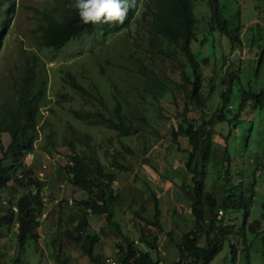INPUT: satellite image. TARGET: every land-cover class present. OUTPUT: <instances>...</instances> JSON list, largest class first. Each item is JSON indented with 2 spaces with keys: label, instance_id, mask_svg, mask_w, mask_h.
Returning a JSON list of instances; mask_svg holds the SVG:
<instances>
[{
  "label": "trees",
  "instance_id": "1",
  "mask_svg": "<svg viewBox=\"0 0 264 264\" xmlns=\"http://www.w3.org/2000/svg\"><path fill=\"white\" fill-rule=\"evenodd\" d=\"M45 1L47 3L41 7L27 5L34 11L35 24L31 33L38 48L59 49L70 40H79L89 34L102 41L116 33L128 37L133 48L120 46L116 59L111 61L102 56L106 54V46H99L95 58L89 59L101 77L97 81L79 80L68 65L52 68L48 80L43 68L38 66L35 52L26 53L20 62L17 77L0 103V132H6L9 137L5 145L0 144V187L6 189V193L0 195V200L6 202L0 213V227L15 224L16 250L9 264H25L21 253L27 240L36 242V227L42 213L43 217L54 216L56 228L49 240L53 258L60 264L66 262V256L61 253L59 234L62 233L66 241L78 245L90 264H104L105 255L94 249L99 233L113 238L116 264H129L135 252V264L154 263L151 253L157 250L158 233L163 230L158 197L154 190H149L152 202L149 217L144 214L146 206L142 202L132 211L133 237L114 218L112 207L119 201V194H114L111 182L116 177V169L133 170L127 156L135 152L130 143L124 141L125 137L151 131L145 114L146 96L152 93L160 97L172 93L173 89L182 98V105L177 112L175 127L169 130L170 138L176 146L178 136L186 138L188 143L181 149L185 154L183 166L188 182L179 184L176 197L188 199L192 225L182 230L173 242L176 255L166 264H180L182 258H188V264H207L221 247V238L226 232L225 210L240 205L245 220L254 194L253 182L248 186L247 193L241 188L240 181L232 182V159L227 138L239 120L240 110L249 100L261 105L264 86L253 89L240 85L233 108L234 86L240 80L237 71L227 68L216 78V106L208 114H203L212 90L213 76L205 95L201 91V64H205L207 58L205 55L199 57L191 48V42H205V33L216 31L227 39L229 51L233 50L240 43L242 18L246 15L240 8L243 0H135L124 23L112 25H85L77 12L68 6L69 0ZM253 5L256 8L258 3ZM196 8L201 13L200 17H197ZM12 10L13 0H0V35ZM204 20L206 28L199 31ZM137 33L140 34L138 39L135 38ZM255 38L252 34L250 45L254 44ZM139 40L146 44L140 47V52L136 48ZM255 48L258 66L264 47L256 42ZM104 64L130 72L133 77L130 88H122L116 74L106 71ZM59 80L68 90L58 91L55 103L62 104L67 100L71 104L61 110L60 119L50 121L48 117H41L40 102L47 83L53 87ZM172 101H176L174 95ZM190 108L198 109L201 116L195 118L189 115ZM49 109L53 114V108ZM61 121L64 124L60 126ZM224 121L228 123L226 133L215 129L216 123ZM81 125L102 126L114 133L98 144H106L102 149V160L97 154L98 145L91 141L89 133L80 129ZM61 129L66 132H61ZM39 131L42 132L47 153L61 151L57 145H63L65 162L61 167L62 178L86 192L85 197L74 200L75 207L67 212L65 218L61 215V199L46 209V200L42 197L46 177L37 176L33 164L24 159L37 140ZM152 131L155 136L158 135L156 130ZM214 133L224 140L221 157L216 156L217 148L212 145ZM56 136L58 141L54 139ZM108 145L113 147L107 148ZM148 145L142 140L140 149L143 156L139 160L143 162H146ZM208 161L216 165L215 182L221 187L219 195L205 189ZM218 209H221L219 216ZM87 211L102 216L105 227H100L99 231L91 230ZM260 218L264 220V212ZM259 223L258 219L251 220L248 228L252 230Z\"/></svg>",
  "mask_w": 264,
  "mask_h": 264
},
{
  "label": "rangeland",
  "instance_id": "2",
  "mask_svg": "<svg viewBox=\"0 0 264 264\" xmlns=\"http://www.w3.org/2000/svg\"><path fill=\"white\" fill-rule=\"evenodd\" d=\"M46 3L45 0H13V10L0 35V103L16 79L19 64L26 53L35 52L37 54L38 66L43 68L48 80L52 68L68 65L79 80L97 81L101 77L90 64L89 59L95 58L94 55L97 54L99 46H106V54L102 56L110 58L111 61L116 59L120 46L126 49L133 48L128 37H123L120 33L103 38L102 41L97 36L89 34L79 40H70L66 45L55 50L38 48L31 33L35 24L34 11L27 5L41 7ZM254 3H258L256 8L253 7ZM240 8L242 14L246 13V15L242 18L240 43L233 50L229 51L227 39L216 31L211 34L205 33V42H200V40L191 42V48L197 52L198 56L205 55L207 58L206 63L201 64V91L205 95L210 86V77L213 76L212 90L208 94L203 114H208L216 106L218 100L216 78L227 68L237 71L240 80L234 86L233 108L240 85L250 86L253 89L264 86V54L258 66H256L254 55L256 42L264 47V0H243ZM196 14L200 17L201 13L198 9ZM0 27L2 28L1 25ZM204 28H206L205 20L201 22L199 31ZM252 34L256 38L254 44L250 45ZM139 35V33L135 34V38H140ZM144 46H146L145 42L139 40V44L136 45L137 51L140 52V47ZM99 60L102 61V57H99ZM105 67L106 71L116 74L122 88H130L133 81L130 72L120 71L108 65ZM175 75L177 77V74ZM62 90H68V87L64 86L61 80L53 87L48 86L47 83L44 97L40 102L42 118L45 116L48 120L54 121L59 118L61 110L71 104L67 100L62 104L55 103L57 92ZM172 95L175 96V103L172 101ZM181 105L182 98L174 89L172 93H165L160 97H155L152 93L146 96L145 114L150 123L148 128L151 131L144 135L125 137L124 141L129 142L135 152L127 156L133 164V170L116 169V177L111 182L115 190L114 194H119V201L112 207L114 218L120 223L121 228L133 237L135 232L131 223L134 216L132 211L142 202L146 206L144 214L149 217L152 211V202L150 195L148 196L149 190H154L157 194L163 230L158 233L157 250L151 253L154 257L153 264H166L172 260L176 255L173 242L177 240L182 230L192 225L188 199L176 197L179 184L182 181L188 182L187 172L183 166L185 154L181 150L188 146V143L186 138L178 136L176 146L169 133L170 128L175 127L177 112ZM50 107L53 108V114H51ZM188 114L195 118L201 116V112L196 108H190ZM63 124L64 122L61 121L60 126ZM80 129L89 133L91 141L96 145L103 143L106 136L114 135L112 131L102 126L81 125ZM215 129L226 133L228 123L218 122L215 124ZM152 130H156L158 135L155 136ZM60 131L66 132L64 129ZM8 138L6 132H0V144L5 145ZM54 139L58 141L59 137L56 136ZM142 140L149 143L146 162L139 160L143 156L140 149ZM223 143L221 135L217 133L212 135V145L217 148V157H221ZM43 144L42 132L39 131L37 140L24 155V159L33 164V170L37 176L46 177L47 183L42 189L46 209L61 199V215L65 218L67 212L74 209V200L85 197L86 192L62 178L61 167L65 162V157L62 155L63 145H57V143L61 151L55 150L49 154ZM227 144L232 159V182L240 181L244 193H247L248 186L253 182L254 194L248 205L245 220L242 206L225 210L226 232L221 238L220 249L207 264H264V220L260 218L261 213L264 212L262 206L264 202V99L261 105L249 100L240 110L239 120L228 136ZM105 146V143L97 146V154L101 160L102 149ZM109 147L111 149L113 146L108 145L107 148ZM215 167L216 165L211 161L206 164L205 189L219 195L221 187L215 182ZM5 193V187H0V195ZM5 204V201L0 200V213L3 212ZM43 215L44 213L41 214L39 226L36 227L38 232L36 242L31 239L25 242L21 253L25 264H60L53 258L49 240L56 228L54 216L43 217ZM87 217L91 230L99 231L100 227H105L102 216L89 214L87 211ZM254 219L260 220V223L250 230L248 222ZM63 226L62 222L61 227ZM59 235L62 245L61 253L66 256L65 264H90L89 258L78 245L66 241L63 233ZM15 248V224L1 226L0 259L2 264L10 263ZM94 249L103 255H113L115 250L113 238L99 233Z\"/></svg>",
  "mask_w": 264,
  "mask_h": 264
},
{
  "label": "clouds",
  "instance_id": "3",
  "mask_svg": "<svg viewBox=\"0 0 264 264\" xmlns=\"http://www.w3.org/2000/svg\"><path fill=\"white\" fill-rule=\"evenodd\" d=\"M135 0H69L85 25L123 24Z\"/></svg>",
  "mask_w": 264,
  "mask_h": 264
},
{
  "label": "built area",
  "instance_id": "4",
  "mask_svg": "<svg viewBox=\"0 0 264 264\" xmlns=\"http://www.w3.org/2000/svg\"><path fill=\"white\" fill-rule=\"evenodd\" d=\"M221 213V209H218L217 211V216H219ZM137 255V252L134 253V255L129 259V264H135L134 263V258ZM103 263L104 264H116L117 260L114 255H105L103 257ZM180 264H188V258H182L180 260Z\"/></svg>",
  "mask_w": 264,
  "mask_h": 264
},
{
  "label": "crops",
  "instance_id": "5",
  "mask_svg": "<svg viewBox=\"0 0 264 264\" xmlns=\"http://www.w3.org/2000/svg\"><path fill=\"white\" fill-rule=\"evenodd\" d=\"M156 196H157V194H156ZM158 197V196H157ZM178 215H180V214H178Z\"/></svg>",
  "mask_w": 264,
  "mask_h": 264
}]
</instances>
